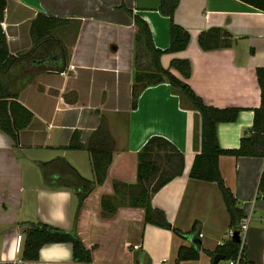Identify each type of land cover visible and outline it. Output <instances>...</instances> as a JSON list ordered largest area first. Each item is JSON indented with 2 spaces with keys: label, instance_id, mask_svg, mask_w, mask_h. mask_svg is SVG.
<instances>
[{
  "label": "crops",
  "instance_id": "obj_1",
  "mask_svg": "<svg viewBox=\"0 0 264 264\" xmlns=\"http://www.w3.org/2000/svg\"><path fill=\"white\" fill-rule=\"evenodd\" d=\"M157 5L158 0H6L0 26L13 55L31 46L28 23L36 13L78 22V28L74 37V31H67L70 24L60 34L67 49L63 70L35 73L39 63L32 60L30 73L11 81L20 87L17 101L32 117L16 132L15 141L0 131V263H71L68 243L43 244L36 262L21 261L19 224L40 221L70 228L75 195L69 188L47 185L38 164L60 157L91 180L87 151L64 147L73 130L79 131L83 144L101 119L113 140L111 161L103 182L83 199L74 226L90 248L92 264H145L146 258L150 264H172L180 245L192 246L199 256L178 264H211L212 256L204 250L213 251L230 239L228 215L216 184L188 177L197 152L192 146L195 112L180 105L166 82L144 87L135 107L130 106L134 28L123 8L146 21L153 45L163 50L168 45V19ZM172 17L189 40L185 49L163 53L159 63L165 68L171 58H186L190 72L184 81L206 105L240 108L234 121L215 127L219 147L236 148L259 103L254 70L264 67V12L238 0H178ZM209 27L227 31L229 46L201 50L196 35ZM152 135L167 139L183 156L181 174L153 193L150 203L171 226L185 232L184 238L143 224L141 208L118 206L103 216L99 207L101 195H112V181L135 182L136 152ZM43 149L51 152L42 153ZM217 165L243 213L244 260L264 264V197L256 189L264 157L221 155ZM193 237L199 240L198 248L190 241Z\"/></svg>",
  "mask_w": 264,
  "mask_h": 264
},
{
  "label": "trees",
  "instance_id": "obj_2",
  "mask_svg": "<svg viewBox=\"0 0 264 264\" xmlns=\"http://www.w3.org/2000/svg\"><path fill=\"white\" fill-rule=\"evenodd\" d=\"M238 1L264 12V0ZM177 2L178 0H158L157 11L168 19V45L163 50L153 45L146 21L137 14H132L129 9L123 8L131 16L134 28L130 106L135 107L136 98L144 87L166 82L170 91L177 95L180 105L195 112L198 121L193 125L192 146L197 152L193 156L188 177L216 184L228 215V227L231 232H238L243 213L237 207L231 191L223 183L217 161L221 155L264 157V67H256L254 70L259 103L256 108L252 109L250 128L239 138L236 148H220L216 139V124L234 121L240 108H216L206 105L184 81L190 72L189 61L186 58H171L165 68L159 63V57L163 53L181 51L185 49L189 40L187 31L173 22L172 16ZM5 6L6 0H0V23L3 20ZM71 23L75 24L74 37L78 22L36 13L28 23L31 46L17 55L9 52L4 32L0 26V131L9 136L11 140H16V132L25 127L32 117L31 112L17 101L20 87H15L11 81L17 77L20 78L21 75L29 74L33 65L29 63L32 60L34 63L36 61L39 63L35 73L63 70L67 61V49L62 43L60 34L62 29ZM229 38L230 34L222 28L209 27L196 35V43L201 50L207 51L228 47L231 41ZM17 66H19V71H17ZM171 70L177 72L180 78ZM64 148L68 150L84 148L87 151L92 179L88 180L80 176L60 157L38 164L43 181L47 185L71 189L76 198V208L71 226L67 230L40 221L19 224L23 227L20 243V258L23 262H36L38 250L43 244L68 243L71 253L69 264H92L90 248L83 245L75 231V218L83 199L105 178L111 161L113 140L104 120L101 119L89 132L83 144L79 140V131L73 130ZM182 168L183 156L171 142L157 135L148 137L136 152L135 182L126 184L112 181V195H101L99 198L102 215L112 214L118 206L138 207L143 210V224L168 229L174 235L184 238L185 232L171 226L166 221L163 212L151 206L150 203L151 195L172 178L180 175ZM256 189L258 194L264 197V168L259 174ZM204 252L210 256L220 254L225 260L237 259L239 264H251L244 260V243L241 241L235 242L228 239L217 245L213 251L204 250ZM198 256L199 253L192 246L180 245L176 249L172 264L196 260ZM145 264H150L147 258Z\"/></svg>",
  "mask_w": 264,
  "mask_h": 264
},
{
  "label": "water",
  "instance_id": "obj_3",
  "mask_svg": "<svg viewBox=\"0 0 264 264\" xmlns=\"http://www.w3.org/2000/svg\"><path fill=\"white\" fill-rule=\"evenodd\" d=\"M230 239L235 241V242H239V238H238V234L236 231H233L231 232L230 234ZM190 241L191 243L196 247L198 248L199 246V240H197V238L193 237V238H190ZM224 257L220 254H214L211 258V264H216L219 260H223Z\"/></svg>",
  "mask_w": 264,
  "mask_h": 264
},
{
  "label": "built area",
  "instance_id": "obj_4",
  "mask_svg": "<svg viewBox=\"0 0 264 264\" xmlns=\"http://www.w3.org/2000/svg\"><path fill=\"white\" fill-rule=\"evenodd\" d=\"M245 228H246L245 222H240L237 234H238L239 241H241V243H243V233L245 231ZM229 233L231 234V231ZM198 236L200 237L201 233H198ZM229 264H239V263L237 259H235L234 261L229 260Z\"/></svg>",
  "mask_w": 264,
  "mask_h": 264
},
{
  "label": "rangeland",
  "instance_id": "obj_5",
  "mask_svg": "<svg viewBox=\"0 0 264 264\" xmlns=\"http://www.w3.org/2000/svg\"><path fill=\"white\" fill-rule=\"evenodd\" d=\"M73 24V25H72ZM69 27H67V31H73V29H74V23H72ZM46 150H48V149H43V151H41L42 153H47V152H51V151H46ZM80 167V166H79ZM80 169V168H79Z\"/></svg>",
  "mask_w": 264,
  "mask_h": 264
}]
</instances>
